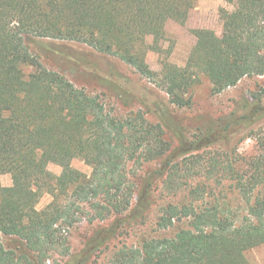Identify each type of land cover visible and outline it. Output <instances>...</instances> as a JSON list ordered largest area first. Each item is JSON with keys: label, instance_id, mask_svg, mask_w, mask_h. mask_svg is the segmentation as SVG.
I'll return each mask as SVG.
<instances>
[{"label": "trees", "instance_id": "1", "mask_svg": "<svg viewBox=\"0 0 264 264\" xmlns=\"http://www.w3.org/2000/svg\"><path fill=\"white\" fill-rule=\"evenodd\" d=\"M196 1L0 0V177L9 174L12 182L9 187L0 183V264H59L57 255L65 258L63 264H92L93 253L117 237L119 229L145 222L157 195L182 186L187 201L160 208L159 233L137 246H122L107 264H250L245 253L264 244V195H252L264 182L257 174L264 172L263 161L256 162L255 177L236 181L237 202L242 201L246 215L240 217V205L229 202L199 209L195 202L208 195L203 183H187L195 158L176 162L178 153L161 125L148 123L141 111L111 115L96 96L39 61L45 54L61 69L95 74L122 103L135 99L117 74L99 73L84 58L58 53L53 44L83 43L116 56L157 84L178 108L191 105L185 94L201 74L213 94L244 77L264 76V0H224L234 8L220 10V37L195 30L184 67L167 59L160 61L159 72L148 67V53H164L166 23L184 25ZM23 65L33 69L27 76ZM195 141L183 152L211 144L208 136ZM162 157L151 173L126 171L128 162L140 166ZM75 158L91 167L90 176L72 167ZM49 164L60 167L59 175L48 170ZM44 194L52 200L38 210ZM83 219L111 221L74 255L63 234Z\"/></svg>", "mask_w": 264, "mask_h": 264}, {"label": "rangeland", "instance_id": "2", "mask_svg": "<svg viewBox=\"0 0 264 264\" xmlns=\"http://www.w3.org/2000/svg\"><path fill=\"white\" fill-rule=\"evenodd\" d=\"M233 8L232 4L224 0H197L189 11L184 25L174 21L166 23L165 37L161 42L164 53H148L146 58L148 67L154 72H159L160 61L163 59H167L177 67H184L196 42L194 31L207 29L220 37L223 32L220 10L231 12ZM53 44L59 49L58 53L76 55L73 59L84 58L99 73L111 71L117 74L127 82L135 99L133 98L129 103H122L114 92L97 80L98 76L95 77V74L83 73L81 69L76 68L61 69L48 60L45 54L39 60L42 66L62 74L75 87L96 96L105 110L115 117H124L131 112L141 111L148 123L161 125L171 149L178 153L174 154L176 162H182L190 157L195 158L189 164L191 174L187 183L191 185L203 183L208 195L207 200L195 202L196 207L211 208L215 204L222 205L229 202L240 205L241 209L236 211L240 217L246 215L242 201L239 204L237 202L239 195L235 188L239 179L246 181L256 176V162L264 163V76L244 77L235 86L220 94H213L210 82L201 74L199 80L185 94L186 97H191V105L178 108L169 103V98L161 87L141 77L116 56L97 53L83 43L58 41ZM168 49L170 53H166ZM49 50L51 52L52 49ZM22 70L26 76L33 71L28 65H23ZM204 136L210 138L211 144L208 147L200 151L183 152L197 137ZM164 159L162 157L155 162L143 163L140 166L128 162L126 171L136 170L137 175L148 174L159 168ZM71 165L85 176H90L91 167L81 159H73ZM48 170L56 176L61 171L60 167L53 164L48 165ZM257 174L264 179L263 170ZM252 195L253 197L264 195V182ZM51 200L50 195L44 194L36 209H43ZM186 201L184 186L178 191L157 195V203L145 222L130 224L119 229L117 237L93 253L90 263L107 264L122 246H137L142 238L156 236L159 232L155 221L160 208L169 202L176 204ZM84 211L89 213L87 207ZM110 221L111 219L89 223L83 219L76 228L63 234L66 235L70 253L78 254L93 232L99 227L106 226ZM245 256L250 264H264V244L248 250ZM55 259L59 264L65 261V258L58 255Z\"/></svg>", "mask_w": 264, "mask_h": 264}, {"label": "crops", "instance_id": "3", "mask_svg": "<svg viewBox=\"0 0 264 264\" xmlns=\"http://www.w3.org/2000/svg\"><path fill=\"white\" fill-rule=\"evenodd\" d=\"M0 183L4 187H9L12 184L11 178L8 177V174H4L0 177Z\"/></svg>", "mask_w": 264, "mask_h": 264}]
</instances>
